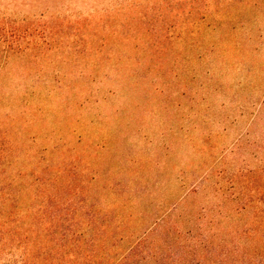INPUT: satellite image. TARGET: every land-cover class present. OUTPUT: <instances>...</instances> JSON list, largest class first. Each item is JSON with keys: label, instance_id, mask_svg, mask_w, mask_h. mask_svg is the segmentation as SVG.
Segmentation results:
<instances>
[{"label": "rangeland", "instance_id": "rangeland-1", "mask_svg": "<svg viewBox=\"0 0 264 264\" xmlns=\"http://www.w3.org/2000/svg\"><path fill=\"white\" fill-rule=\"evenodd\" d=\"M4 177L110 212L123 250L263 264L264 0H0Z\"/></svg>", "mask_w": 264, "mask_h": 264}, {"label": "trees", "instance_id": "trees-1", "mask_svg": "<svg viewBox=\"0 0 264 264\" xmlns=\"http://www.w3.org/2000/svg\"><path fill=\"white\" fill-rule=\"evenodd\" d=\"M47 176L42 182L45 186L49 184ZM8 179L0 178V184L10 186ZM77 195L65 199L59 190H40L34 194L38 202L24 208L19 205L22 194L0 189V258L18 250L22 253L20 264H204L180 257L179 250V256L171 250L154 252L147 236L130 240L123 250L131 236H126L121 225L109 222L110 212L98 211L95 205L77 207ZM80 211L88 220L73 222ZM218 264L230 263L222 259Z\"/></svg>", "mask_w": 264, "mask_h": 264}]
</instances>
